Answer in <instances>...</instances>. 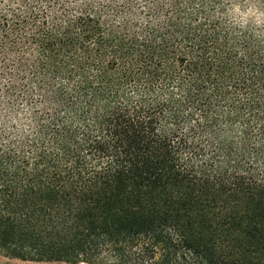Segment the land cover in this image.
Listing matches in <instances>:
<instances>
[{
    "label": "trees",
    "instance_id": "16d2710c",
    "mask_svg": "<svg viewBox=\"0 0 264 264\" xmlns=\"http://www.w3.org/2000/svg\"><path fill=\"white\" fill-rule=\"evenodd\" d=\"M0 253L264 264V0H0Z\"/></svg>",
    "mask_w": 264,
    "mask_h": 264
},
{
    "label": "rangeland",
    "instance_id": "374dc122",
    "mask_svg": "<svg viewBox=\"0 0 264 264\" xmlns=\"http://www.w3.org/2000/svg\"><path fill=\"white\" fill-rule=\"evenodd\" d=\"M0 264H69V263H37V262H27L21 261L17 259H13L11 257H6L2 253H0ZM80 264H87V263H80Z\"/></svg>",
    "mask_w": 264,
    "mask_h": 264
}]
</instances>
